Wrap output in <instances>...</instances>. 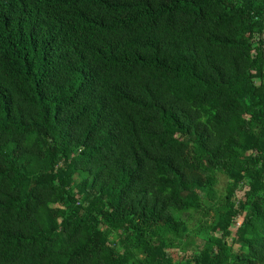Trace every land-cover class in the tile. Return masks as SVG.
<instances>
[{"label":"trees","instance_id":"trees-1","mask_svg":"<svg viewBox=\"0 0 264 264\" xmlns=\"http://www.w3.org/2000/svg\"><path fill=\"white\" fill-rule=\"evenodd\" d=\"M0 264H264V0H0Z\"/></svg>","mask_w":264,"mask_h":264},{"label":"rangeland","instance_id":"rangeland-1","mask_svg":"<svg viewBox=\"0 0 264 264\" xmlns=\"http://www.w3.org/2000/svg\"><path fill=\"white\" fill-rule=\"evenodd\" d=\"M224 182H225V180H224V179H221V181H220V183H219V185H218L220 189H221V186L224 185ZM237 220H239V219H237ZM237 224H238V222H236L234 226L236 227ZM237 247H238L237 244H235V245H234V248H237Z\"/></svg>","mask_w":264,"mask_h":264}]
</instances>
